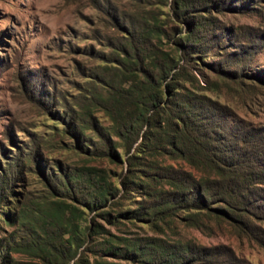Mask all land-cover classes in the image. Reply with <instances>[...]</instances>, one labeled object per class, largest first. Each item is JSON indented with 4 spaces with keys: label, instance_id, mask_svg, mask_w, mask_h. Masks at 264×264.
Here are the masks:
<instances>
[{
    "label": "trees",
    "instance_id": "16d2710c",
    "mask_svg": "<svg viewBox=\"0 0 264 264\" xmlns=\"http://www.w3.org/2000/svg\"><path fill=\"white\" fill-rule=\"evenodd\" d=\"M132 1L143 4L142 0ZM208 1L173 0L171 8L181 30L178 27L165 30L155 22L151 12H143L145 16L131 14L112 3L101 9L111 33L102 39L107 52H97L94 59L116 66L96 67L89 82L97 89L93 98L114 122L115 135L127 153L137 145L126 159L128 173L121 184L124 191L135 184L141 197L135 208L112 218L103 208L117 197L119 190L101 171L93 167L69 169L59 162L54 163L55 169H48L38 152L18 155L0 173V218L7 223L25 222L24 227L37 233L40 239L28 237L15 244L12 251L24 252L43 264L74 261L85 244L82 235L88 238L99 234L98 224L82 231L78 223L84 215L81 207L92 212L101 210L98 216L102 220L120 217L149 224L154 229L184 213L182 221L201 231L208 228L206 219H214L219 225L225 223L242 237L259 231L257 221L262 220L264 213V161L260 150H252L245 136L218 127L217 105L190 92L183 95L179 91L180 82L196 81L190 69L200 58L210 56L212 46H218L217 19L211 15ZM212 8L219 7L214 4ZM203 12L209 14L205 16ZM162 38L175 44L182 65L160 47ZM240 49L239 53L229 56L231 67L224 70L222 63H212V66L227 79L243 84L240 78L245 74L244 67L239 63L249 56L244 50L249 48ZM234 64L237 67H232ZM262 76L260 73L250 77L264 82ZM105 90L107 96L103 97ZM66 108V131L77 140L82 153L122 162L110 134L89 111ZM84 122L99 138L97 144H91L92 151L83 144L82 131L78 128ZM158 156L182 160L204 176L197 178L188 171L163 165ZM32 166L54 197L46 211H38L39 202L22 198L16 191ZM11 201L18 208L16 214L4 212ZM103 238L104 255L100 259L94 258L91 262L80 255L74 264H120L104 258H120L128 264H202L209 251L156 237L132 240L106 233ZM1 243L2 239L0 253ZM0 264L9 262L1 259Z\"/></svg>",
    "mask_w": 264,
    "mask_h": 264
},
{
    "label": "rangeland",
    "instance_id": "374dc122",
    "mask_svg": "<svg viewBox=\"0 0 264 264\" xmlns=\"http://www.w3.org/2000/svg\"><path fill=\"white\" fill-rule=\"evenodd\" d=\"M141 2L143 4L132 0H0V173L10 159L38 152L48 169H55L54 163L59 162L69 169L93 167L101 171V175L119 190L117 197L103 208L111 213L112 218L136 207L140 190L132 184L124 191L121 183L128 173L126 159L134 153L137 145L127 153L115 135L114 122L93 98L97 89L89 81L93 80L91 72L96 67L116 66L100 58L94 59L97 52H107L102 39L106 33H111L101 12L105 5L112 3L119 10L143 16V12H151L155 22L165 30L182 29L171 8L173 0ZM208 2H211L208 3L211 15L217 19L218 46H212L208 52L210 56L200 58L190 69L196 81L193 84L180 82L179 91L183 95L190 92L217 105L218 127L245 136L252 150H260L264 161V82L250 77L260 73L261 78L264 77V0ZM214 4L219 8H212ZM203 13L205 16L209 14ZM160 44L165 52L183 64L173 42L169 44L162 38ZM241 47L249 48L248 51L244 49L249 56L239 63L244 67L245 74L240 78L243 84L236 79H227L212 66V63H222L224 70L231 67L229 56L239 53ZM235 69L239 72L238 68ZM102 96H107V90ZM69 106L74 111L85 109L92 114L98 125L110 134V141L115 144L122 162L98 158L79 150L77 140L66 131L64 121L68 116L64 114ZM78 128L82 131L83 144L92 151V145L99 141L97 133L90 130L86 122L78 124ZM158 161L188 171L197 178L204 176L182 160L158 156ZM35 169L34 166L29 168L16 191L22 198L39 202L38 211H46L54 197ZM4 208V212L15 214L18 210L14 201L8 202ZM81 209L84 215L78 223L82 231L98 224L99 234L88 235V238L82 235L85 244L69 264L77 262L80 255L91 262L94 258L100 259L104 255L101 243L106 233L132 240L156 237L203 247L209 251L202 264H264V213L262 220L257 221L259 231L242 237L229 225H219L214 219H206L208 228L204 231L189 227L182 221L184 213H178L154 229L149 224L125 221L120 217L102 220L98 216L101 210ZM21 223H7L0 218L3 249L0 260L9 264H43L24 252L12 251L15 244L28 237L40 239L37 233L24 227L25 222ZM104 259L128 264L120 258Z\"/></svg>",
    "mask_w": 264,
    "mask_h": 264
}]
</instances>
